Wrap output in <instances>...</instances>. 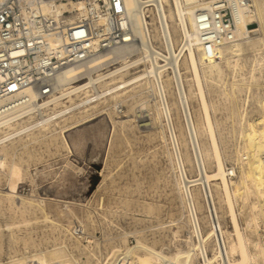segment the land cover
<instances>
[{"label": "bare ground", "instance_id": "bare-ground-1", "mask_svg": "<svg viewBox=\"0 0 264 264\" xmlns=\"http://www.w3.org/2000/svg\"><path fill=\"white\" fill-rule=\"evenodd\" d=\"M158 1L162 26L166 28V68L151 56L147 46V39L153 47L152 40L162 39L159 32H149L148 28L147 36L146 22L139 14L140 0H121L122 25L129 23L137 41L63 68L54 79L56 92L49 97H40L32 87L16 93L18 104L0 117V170H6L7 176L13 172L18 175L20 161L24 156H33L34 144L71 152L66 134L74 130L83 138L79 127L104 113L109 117L123 114L129 94L122 95L132 90L130 96L139 98L138 112L142 109L148 113V124H137L143 120H137L134 111L132 117L125 115L116 122L131 126L136 121L138 128L153 125L158 129L157 137L176 172L179 216L170 222L177 228L186 227L185 247L177 244L169 255L162 248L154 250L152 241L145 239L141 231H123L115 236L106 233V241H114L100 257L94 252L97 244L93 237L81 231L83 225L74 234L69 223L63 229L70 241L68 248L58 243L27 256H10L0 264H264V95L250 98L251 88L264 87V0ZM153 4L157 6L155 0ZM82 8L81 2H68L56 9L71 12L67 19L72 21ZM221 8L229 10L231 21L227 25L220 19ZM124 36L132 38L128 33ZM247 51L251 52L248 57ZM93 87L100 92L97 90L91 99ZM83 88L81 95L74 94ZM146 91L153 94L150 100L145 98ZM213 93L217 99L211 96ZM170 95H174L173 101ZM219 108L229 112L226 115L235 141L227 169L218 143L221 136L215 133L217 121L210 113ZM248 108L256 109V115H251ZM180 125H184L192 145L195 166L203 168L196 180L189 181L183 173L184 161L190 159L179 147L186 144L182 130L178 135L175 132ZM201 136L204 141L200 142ZM208 159L213 161L210 171L206 170ZM5 199L9 207L20 212L27 207L43 210L42 200L21 196L9 188ZM58 212L66 214L64 210ZM223 217L230 229L221 225ZM52 224L53 231L61 228ZM177 233L178 229L173 237ZM129 235L137 241L135 244L128 243Z\"/></svg>", "mask_w": 264, "mask_h": 264}, {"label": "rangeland", "instance_id": "rangeland-1", "mask_svg": "<svg viewBox=\"0 0 264 264\" xmlns=\"http://www.w3.org/2000/svg\"><path fill=\"white\" fill-rule=\"evenodd\" d=\"M250 55V51L245 53L247 57ZM263 80L264 75L261 81ZM251 89L250 98L256 94L264 95V87ZM132 92L131 90L122 95L129 94L124 113L110 115L114 123L109 114L104 113L78 128L83 131V138L78 135V131L68 132L66 136L71 152L56 151L53 147H45L43 143L34 144L33 156H24L23 161H20L18 175L13 172L7 176L6 170H0V263H3L2 258L7 254L8 259L19 254L27 256L28 253L49 249L58 243L68 248L70 241L63 229L69 223L73 227L83 225L81 231L93 237L92 240L97 244L94 252L100 257L105 255L114 241H106V233L115 236L123 231L131 233L139 230L145 239L152 241L154 250L162 248L169 255L175 252L177 244L185 247V240H188L186 227L178 225L177 228V225L170 222L176 221L179 216V200L174 185L176 172L157 137L158 129L150 124L138 128L136 121L131 126H122L116 122L125 115L132 117L135 112L138 115L136 119L143 120L137 124H148L149 116L142 109L138 112L139 98L131 97ZM211 96L217 99L215 93ZM145 98L148 100L150 96L145 95ZM169 98L173 101L174 95ZM248 109L251 115H256V109ZM173 113L175 116L174 110ZM210 113L212 119L217 121L215 133L222 137L219 136L218 143L227 169L232 163L230 152L235 144L229 125V112L219 108ZM179 123H183L181 118ZM183 126L175 128L177 135L181 129L186 138L185 146L179 147L190 159L189 162L184 161L183 173L188 180H196L202 176L203 168L195 166L192 145L189 144ZM203 139L201 136L199 141H204ZM211 161L208 159L206 162L207 171L213 169ZM8 188L21 196L42 200L45 210L42 212L38 208L31 210L27 207L20 212L14 206L9 207L5 199ZM58 210H64L66 214H58ZM52 222L59 224L61 228L53 231ZM220 222L223 227L230 229L226 218H221ZM177 229V236L173 237V232ZM136 242L131 235L128 236L130 245ZM84 260L82 256L81 261Z\"/></svg>", "mask_w": 264, "mask_h": 264}, {"label": "built area", "instance_id": "built-area-1", "mask_svg": "<svg viewBox=\"0 0 264 264\" xmlns=\"http://www.w3.org/2000/svg\"><path fill=\"white\" fill-rule=\"evenodd\" d=\"M140 0L139 14L145 20V32H159L162 42L149 39L151 56L166 68V28L163 27L159 1ZM81 2V13L72 21L71 12L57 11L61 3ZM121 0H0V117L19 102L14 95L28 87L40 97L54 94V79L59 71L78 65L96 54L128 42H136L129 23L122 25ZM220 19L231 21L228 9H220ZM132 35L126 39L124 34ZM178 50V49H177ZM79 81L82 80L79 75ZM157 86V84H155ZM79 89L74 94L82 93ZM100 92L93 87L91 99ZM84 94V93H83ZM144 95L152 98L151 91ZM148 99V100H150ZM79 226L73 227L76 234ZM8 261L7 255L2 262Z\"/></svg>", "mask_w": 264, "mask_h": 264}]
</instances>
